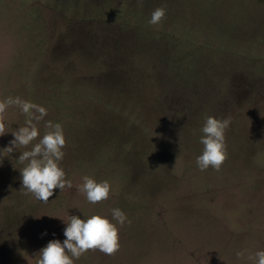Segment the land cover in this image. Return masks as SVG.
Masks as SVG:
<instances>
[{
  "label": "rangeland",
  "instance_id": "obj_1",
  "mask_svg": "<svg viewBox=\"0 0 264 264\" xmlns=\"http://www.w3.org/2000/svg\"><path fill=\"white\" fill-rule=\"evenodd\" d=\"M157 7L166 15L145 45L140 28ZM8 96L62 124L73 187L37 200L21 188L16 157L27 149L9 154L12 135L0 136V264H37L41 248L65 239L70 215L113 207L131 220L121 247L75 264H253L264 249V0H0V101ZM210 115L231 117L227 159L201 171ZM25 119L7 109L9 131ZM84 175L109 181V198L89 203L76 188Z\"/></svg>",
  "mask_w": 264,
  "mask_h": 264
},
{
  "label": "clouds",
  "instance_id": "obj_2",
  "mask_svg": "<svg viewBox=\"0 0 264 264\" xmlns=\"http://www.w3.org/2000/svg\"><path fill=\"white\" fill-rule=\"evenodd\" d=\"M166 15L163 7L155 8L148 21L149 24H159ZM16 106L26 117L23 125L8 130L6 120L7 109ZM48 109L19 96H8L0 101V136L11 133L12 139L3 147L11 154L20 148L16 159L24 166L19 168L21 188L31 193L37 200L48 202L54 190L60 192L66 187L72 188L73 181L67 178L61 161L64 158L66 137L60 122L45 120ZM43 121L45 131L41 135L39 123ZM231 125V117L217 118L207 116L202 128L199 143L203 145L201 153L196 157V166L201 170L211 167L219 170L227 159L226 131ZM36 141L35 143H33ZM31 145L30 148L27 146ZM26 162V163H25ZM82 183L76 185L77 191L82 192L89 203L96 204L107 200L113 189L109 181L96 180L84 175ZM111 215L95 214L87 218L70 215L63 230L65 239L50 240L38 252L37 264H75L89 250H98L112 255L119 250L120 228L131 220L119 207L110 210ZM46 234V233H45ZM238 257L243 252L237 251ZM249 259L253 264H264V249H258Z\"/></svg>",
  "mask_w": 264,
  "mask_h": 264
},
{
  "label": "trees",
  "instance_id": "obj_3",
  "mask_svg": "<svg viewBox=\"0 0 264 264\" xmlns=\"http://www.w3.org/2000/svg\"><path fill=\"white\" fill-rule=\"evenodd\" d=\"M28 17H33V15H30ZM138 17H139V19L141 21V25H143V23H147V22L143 21V19H142L143 13L138 14ZM27 25H28V27L31 25V27L33 29V23L32 22L28 23ZM137 26H139V25H137ZM146 26H148V27L145 28V30L141 29L140 27L139 28H140V32H141L142 36L144 37V40H146L145 41V45H148V44H151V43H150L149 38L147 36H149V37L151 36V32L153 30L154 25L147 23ZM170 29L176 30L179 33H191L189 31H187L186 29L180 28L178 26H171ZM33 33L36 34V35H38L37 32H35V31H33ZM143 37H142V39H143ZM169 37H171V36H169ZM35 40H32L33 46L34 45H37L36 42H35ZM170 40L172 42H174V43L177 42L175 39H170ZM191 41L192 40H190V46H189V48H191V46H192L191 45V43H192ZM140 42L142 43V41H140ZM178 42H181V45L183 46V45H186L189 42V40H187V42H185V41H178ZM159 43H160V46H162V41L157 42V45H159ZM180 51H182V48H180ZM157 53H159L160 55L156 56L157 57L156 59H159L158 57H161L163 60L166 61L167 64H168V62H171L172 59H173V57L171 55H169V53L168 54H162V55H161V52L160 51H157ZM193 62H194V59H189L188 64L186 65V70L187 71L190 70L193 73H195L198 70V65H196L195 62L194 63ZM181 69H185V67H184L183 64H181ZM17 95H19V94H17ZM128 113H129L128 116H129L130 119H132L133 117L135 118V120H138V119L141 118V115L139 113H137L138 115L135 114V110H128ZM142 125H143V127H145V128L148 129L147 132L144 130L147 134H155L154 131L152 130L153 128L151 127L152 128L151 129L150 126H149V124H147L144 119H142ZM156 129H157V127H156ZM173 162H176V159L175 158L173 159Z\"/></svg>",
  "mask_w": 264,
  "mask_h": 264
}]
</instances>
